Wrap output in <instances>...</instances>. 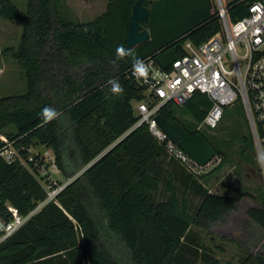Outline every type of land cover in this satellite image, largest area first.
Masks as SVG:
<instances>
[{
  "label": "trees",
  "instance_id": "obj_1",
  "mask_svg": "<svg viewBox=\"0 0 264 264\" xmlns=\"http://www.w3.org/2000/svg\"><path fill=\"white\" fill-rule=\"evenodd\" d=\"M135 1L108 0L93 20L79 21L65 0H27L24 11L11 0H0V17L22 26L19 44L9 53L26 78L24 93L0 97V134L19 149H51L65 180L91 163L56 201L0 245V264H220L194 228L219 221L236 208L242 194L211 193L205 186L227 160L214 147V136L212 144L197 130L211 102L195 91L183 105L168 102L159 110L187 133H200L215 150L217 166L194 175L169 156L145 124L130 130L137 119L133 104L144 90L127 73L134 57H152L168 68L185 54L186 41L199 46L219 32L217 6L215 0H145L149 39L120 56L117 49H124ZM254 1L228 2L229 21L245 16ZM111 78L119 80L122 94L111 91ZM46 106L61 115L45 122L41 113ZM4 143L0 139V149ZM238 157L249 167L245 174H254L252 188L259 195L246 194L260 203L248 208L247 215L264 230V180L249 126L240 138ZM45 196L23 166L0 156L3 202L25 214ZM190 198L200 200L193 213ZM240 264H264V254L247 253Z\"/></svg>",
  "mask_w": 264,
  "mask_h": 264
},
{
  "label": "built area",
  "instance_id": "obj_2",
  "mask_svg": "<svg viewBox=\"0 0 264 264\" xmlns=\"http://www.w3.org/2000/svg\"><path fill=\"white\" fill-rule=\"evenodd\" d=\"M215 3L221 21L219 32L199 46L186 41L185 54L168 68L159 66L152 57L143 59L150 65L147 77L138 76L133 66L127 71L128 77L144 90L143 98L133 104L137 119L130 130L145 124L169 156L194 175L213 168L210 164L217 158L205 166L198 165L168 138L155 117L166 103L181 106L195 91L206 94L211 102L197 130L215 129L225 107L241 101L264 167V0L250 3L248 13L234 22L229 21L222 1L215 0ZM2 140L5 142L0 149L3 160L7 163L17 161L23 166L39 182L46 196L25 214L0 198V245L47 203L56 201L61 190L77 176L58 183L50 175L51 170L58 169L51 149H38L33 145L19 149L6 138Z\"/></svg>",
  "mask_w": 264,
  "mask_h": 264
},
{
  "label": "rangeland",
  "instance_id": "obj_3",
  "mask_svg": "<svg viewBox=\"0 0 264 264\" xmlns=\"http://www.w3.org/2000/svg\"><path fill=\"white\" fill-rule=\"evenodd\" d=\"M11 1L21 11L26 9L27 0ZM107 1L65 0V3L76 19L90 21L105 10ZM221 1L226 6L230 0ZM21 30L22 26L19 22L5 20L0 17V97L21 94L26 91L24 69L9 53L10 48H17ZM133 110L136 113L134 106ZM247 130L246 115L240 100L236 101L233 106L225 107L218 126L211 130L213 132L201 130V134L208 137L209 142L212 144L214 142L212 137L214 136L216 144L214 147L224 153L227 159L226 164L205 183L206 188L211 193H219L225 196L242 194V199L236 205V208L227 212L219 221L206 228H194L199 234L201 243L211 250L212 255L220 264H240L241 259L247 253L264 254V230L247 215L248 208L260 206L259 199H257L259 195L252 188L255 184V177L253 173L249 176L246 175L245 173L249 170V167L240 164L238 162L239 157L236 158L240 147V138L246 135ZM0 139H5V136L0 134ZM37 148L44 149L45 147L37 145ZM217 164L218 160L214 159L210 166L215 167ZM50 175L55 181H65V177L59 169L51 170ZM249 192L254 193L257 198L246 195ZM189 202L193 213L200 200L190 198ZM115 246L117 249H121L119 244Z\"/></svg>",
  "mask_w": 264,
  "mask_h": 264
},
{
  "label": "water",
  "instance_id": "obj_4",
  "mask_svg": "<svg viewBox=\"0 0 264 264\" xmlns=\"http://www.w3.org/2000/svg\"><path fill=\"white\" fill-rule=\"evenodd\" d=\"M148 2L151 4L153 0H148ZM144 3L145 0H136L133 4L124 45V49L127 50L125 57L149 39L150 34L146 26L149 23L150 8ZM155 120L168 138L198 165L205 166L216 157L215 150L200 133L194 135L187 133L180 123L177 121L168 122L160 113L156 115ZM256 151L258 158H260L257 147ZM260 166L264 180V167L261 163Z\"/></svg>",
  "mask_w": 264,
  "mask_h": 264
},
{
  "label": "clouds",
  "instance_id": "obj_5",
  "mask_svg": "<svg viewBox=\"0 0 264 264\" xmlns=\"http://www.w3.org/2000/svg\"><path fill=\"white\" fill-rule=\"evenodd\" d=\"M117 53L120 56H123L127 53V50L123 49L121 47V48L117 49ZM128 54H130V53H128ZM133 67H134V70L137 73V75L141 76V77H147V75L150 71V65L146 64L145 61L139 57L133 58ZM107 83L109 85H111V91L114 94H122L124 92V89H123V87H122V85L118 79L111 78L107 81ZM41 114H42L45 122L56 119L61 115L60 112L58 110H56L55 108L47 107V106L42 109Z\"/></svg>",
  "mask_w": 264,
  "mask_h": 264
},
{
  "label": "crops",
  "instance_id": "obj_6",
  "mask_svg": "<svg viewBox=\"0 0 264 264\" xmlns=\"http://www.w3.org/2000/svg\"><path fill=\"white\" fill-rule=\"evenodd\" d=\"M231 1V0H230ZM229 1V2H230ZM130 131H127L124 135H122L120 138H118L114 143H112L108 148H106L98 157H96V159H94L92 162H94L95 160H97L99 157H101L103 154H105L110 148H112L114 145H116L121 139H123ZM91 164V163H90ZM90 164H88L87 166H89ZM86 166V167H87ZM85 167V168H86ZM83 168L80 173L85 169Z\"/></svg>",
  "mask_w": 264,
  "mask_h": 264
}]
</instances>
